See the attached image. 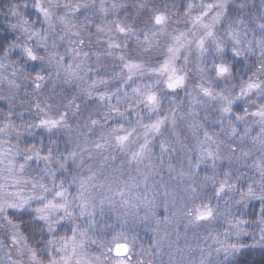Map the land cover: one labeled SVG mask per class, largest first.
<instances>
[{"label": "clouds", "instance_id": "1", "mask_svg": "<svg viewBox=\"0 0 264 264\" xmlns=\"http://www.w3.org/2000/svg\"><path fill=\"white\" fill-rule=\"evenodd\" d=\"M113 3L0 0V264H264V0Z\"/></svg>", "mask_w": 264, "mask_h": 264}, {"label": "snow or ice", "instance_id": "2", "mask_svg": "<svg viewBox=\"0 0 264 264\" xmlns=\"http://www.w3.org/2000/svg\"><path fill=\"white\" fill-rule=\"evenodd\" d=\"M122 6H123L122 3L115 2V0H114V3L112 5L113 9H116V8H119ZM140 7L143 8L144 5L141 4ZM102 10L107 11L106 8H103ZM152 19L154 20L155 24L162 25V24H164L166 17L163 14H154ZM117 31L120 35H122L125 38H127L130 34H134L132 26L130 24H127L126 22H118L117 23ZM148 43H151V41H149ZM108 47L110 49H114V50L122 49V45L119 41L109 40L108 41ZM116 54H117L118 59L121 61V66H122L123 70L127 73L125 79L132 80V78L134 76H136L137 73L143 71V65L136 62L132 58L125 56L123 51H121L119 53L116 52ZM170 67H171L170 63H165L161 66L159 71L160 72H168ZM180 82H181V78L177 77L174 82H170L169 86L175 87ZM100 83H104V81H101ZM94 87H95V85H94ZM252 87H254V85H252ZM134 92H139V89H134ZM100 99L107 100V99H111V97L108 96L107 94H105V95H102L100 97ZM125 99H127L126 96H125ZM146 99L150 104H155V102H156V97L154 95H151V94H148L146 96ZM113 110H118V109H113ZM151 127L153 129H158L159 124L158 123L154 124ZM128 138L129 137L127 135H123V136H118L117 140L119 141L120 144L123 145L128 140ZM57 195L60 198H62L64 193L59 192ZM48 207L49 208H56V207L64 208L65 205L64 204H55V203L50 202ZM38 211L43 212L44 210L38 209ZM52 243L55 244V242H52ZM79 246L80 245L77 243L75 237H73L72 241H68L67 239H63L62 244L60 245L61 251H63L65 253V255L62 257L63 264H72L74 259L76 260V264H86V262H83L81 259L78 258V247ZM128 254H129V247L126 244H123V243L116 244V246L114 248L115 257L126 258L128 256ZM53 264H56V262L53 261ZM119 264H125V260L119 259Z\"/></svg>", "mask_w": 264, "mask_h": 264}, {"label": "rangeland", "instance_id": "3", "mask_svg": "<svg viewBox=\"0 0 264 264\" xmlns=\"http://www.w3.org/2000/svg\"><path fill=\"white\" fill-rule=\"evenodd\" d=\"M115 2L122 3L123 6L119 7L117 11L114 13V15L111 18H118V19H124L127 21L128 24H130L133 28L134 33H139V29L136 27V24L134 21L138 19L137 17V8L139 7V3L142 2V0H115ZM146 11L144 9L141 10ZM120 35V34H119ZM121 38H123L122 35H120ZM141 39H143V36L141 35ZM128 51H130L134 45H135V36H132L128 39ZM123 47V46H122ZM117 53L121 52V49L115 50ZM131 55H134V53H131ZM107 61L108 67L112 71L119 72L121 69V61L118 59V57H104ZM92 103V102H90Z\"/></svg>", "mask_w": 264, "mask_h": 264}]
</instances>
